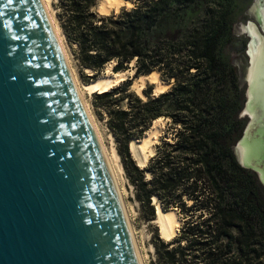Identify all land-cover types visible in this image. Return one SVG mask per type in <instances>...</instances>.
Wrapping results in <instances>:
<instances>
[{
  "label": "trees",
  "instance_id": "trees-1",
  "mask_svg": "<svg viewBox=\"0 0 264 264\" xmlns=\"http://www.w3.org/2000/svg\"><path fill=\"white\" fill-rule=\"evenodd\" d=\"M129 1L130 8L101 14L99 0H58V15L82 68L98 72L115 60L119 72L135 61L136 75L156 70L174 79L145 98L129 91L130 80L95 94L135 198L151 217L154 196L183 215L172 243L159 238L161 264H264V188L234 151L246 123L245 88L228 56L232 3ZM161 118L170 119L172 137L162 136L140 167L129 144Z\"/></svg>",
  "mask_w": 264,
  "mask_h": 264
},
{
  "label": "water",
  "instance_id": "water-1",
  "mask_svg": "<svg viewBox=\"0 0 264 264\" xmlns=\"http://www.w3.org/2000/svg\"><path fill=\"white\" fill-rule=\"evenodd\" d=\"M252 42L240 113L248 121L234 151L264 188V172L248 164L243 146ZM0 264H140L42 0H0Z\"/></svg>",
  "mask_w": 264,
  "mask_h": 264
},
{
  "label": "bare ground",
  "instance_id": "bare-ground-1",
  "mask_svg": "<svg viewBox=\"0 0 264 264\" xmlns=\"http://www.w3.org/2000/svg\"><path fill=\"white\" fill-rule=\"evenodd\" d=\"M42 1L53 23L56 34L59 38L64 55L68 62V66L70 68V72L75 84V88L89 116V119L93 125V128L97 134L101 147L104 151V154L110 166L116 187L118 189L122 204L124 206V211L128 220V224L130 227V232L132 235V240L138 260L140 264H145L144 259L142 257V253L138 245L137 237L135 235V231H134L135 227L132 225L129 211L126 207L123 190L118 181V176H117L118 170L122 171V167L117 162L119 156L116 152V149H113L111 155L106 150L101 134L98 130V126L96 124V119L92 112L91 105L86 97V93L93 94L95 92L101 93L110 90L116 84L120 83L123 80H126L128 72L127 71L112 72L110 68L113 67V65L115 64V61H112L106 65V73H104L103 75L99 76L97 79H94L88 83L80 84V79L78 78L76 72L71 67L70 59L64 44V38L61 33L60 27L54 18L53 15L54 12L53 13L51 12L52 10L50 8L51 0H42ZM124 4L132 5V2L129 0H100V3L98 5V10L101 14H109L112 9H116V11H118L121 8V6H123ZM249 26H250L249 31L253 35V42L249 48L252 64L248 73V78L250 81V100H249L248 111L252 116V123L247 131V135L244 139L243 146L245 150L244 153L247 158L246 160L249 161L248 164L264 172V35L261 34V31L254 23L251 22ZM87 70L90 71V69ZM134 70H132V72H134ZM146 79H149L150 81H154L157 83L155 92L158 93L164 91L163 88L165 86L164 85L165 83H163V80L160 79L159 72L155 70L148 75H142L141 77H139L141 83L136 82L134 84L136 85L134 86L136 87V92L139 95L145 97L142 91L145 86ZM162 120H163L162 118L156 120L154 122V125L148 130V132L144 135L143 138L138 140L135 139L130 142L131 150L135 154V156H136V151L137 150L140 151L142 160L138 161L139 165H144L145 163H147L150 157L153 156V154H155L154 144L158 141L157 139L160 133L159 124ZM117 164L119 166L118 169L115 166ZM153 198L156 207L155 221L160 227V232L162 234L163 239L169 241L178 234V230L182 222L178 215L177 209L173 208L170 210H164L161 204L159 203L160 201H158L157 197L154 196Z\"/></svg>",
  "mask_w": 264,
  "mask_h": 264
},
{
  "label": "rangeland",
  "instance_id": "rangeland-1",
  "mask_svg": "<svg viewBox=\"0 0 264 264\" xmlns=\"http://www.w3.org/2000/svg\"><path fill=\"white\" fill-rule=\"evenodd\" d=\"M220 1H224V0H220ZM229 1H230V3H232L235 23H234V30H233V42L229 46L228 56H229L230 60L233 62V64L238 69L241 86H243L246 89V83L243 81V78L247 72L248 65H249L248 45L250 44V42L253 41V35L250 33L249 28L247 26H248L249 22H252L259 28L261 33H264V0H229ZM99 3H100V0L98 2V5H99ZM98 5L96 6V10L99 12ZM133 5H134V3H132V5H130V7H132ZM128 6H129L128 4H124L123 6H121V8L118 11H116V9H112L109 14H111L114 11L120 12L122 7H128ZM130 7H128V8H130ZM50 8L52 9V10L50 9L51 12L52 13L54 12L53 13L54 18L60 27L61 33H62L63 38H64V44L66 47V51H67L69 59H70L71 67L73 68V70L76 72L78 78L80 79V84L88 83L94 79H97L99 76L103 75L104 73H106V66H105V68H103L102 70H100L98 72H96L92 69H90V71H88L86 68L85 69L82 68V66L80 65V62L77 59L76 54L74 52L75 46L71 45L67 41L66 35L63 32V29L61 26V21H60L59 15H58L60 12V7L58 6V0H51ZM251 35H252V37H251ZM116 64H117V61H115V64L113 65V67L110 68V70L112 72H114V66ZM134 66H135V61L129 63L128 69L123 70V71L128 72L126 80H130V82H131V84L129 86V91L136 92V87H134L136 85H134V84L136 82L141 83V81L139 80V77H141L142 75H148V74L136 75V68ZM132 70H134V72H132ZM159 77H160V79L163 80V83H165L164 84L165 86L163 88L164 91L169 90L173 86L174 79L166 80V79L162 78L160 72H159ZM123 81H125V80H123ZM123 81L116 84L110 90H113L114 88H116L117 86L122 84ZM156 86H157L156 82L150 81L149 79H146L145 80V86L143 88L142 93L145 95V91L150 89V87L153 91V94H155V95L159 94L161 92H164V91H161L158 93L155 92ZM96 93H98V92H95L93 94L86 93V97H87V99L91 105V109H92V112L95 116L96 124L98 126V130L101 134V137H102L103 143L106 147V150L111 155L113 152V149H116V152L119 156L117 162L122 167V171L118 170V173H117L118 181H119L120 186L122 187V190H123L126 207L129 211V215H130L132 225L135 227L134 231H135V235L137 237V241H138L140 251L142 253V257L144 259V263L145 264H161V262L159 260L160 254H159V251L157 249V246L159 244V238L161 240H164V239H163L162 234L160 232V227L157 224V222L155 221V217H156L155 202L153 200V202H154L153 203L154 204V209H153L154 216L151 217L149 215V213L151 211L148 208L143 207L140 204V202L135 198L133 186L128 182V179L125 175V171L123 168L121 157H120L118 150H117V142L115 141V137L113 136V134L109 131V128L107 125V114H106L104 108L102 107L101 103L96 100V98H95ZM141 97H143V96H141ZM145 97H143V98H145ZM162 119L163 120L159 124L160 133L158 135V139H157L158 141L154 144L155 153L157 150L156 146H157V144L161 143L162 136H164L165 134H168L167 136L169 139L172 137V132L168 130L170 127V124H169L170 119L169 118H167V119L162 118ZM243 119H244L245 123H247L248 117L247 116L243 117ZM136 140H138V139H136ZM129 150L131 152L132 157L134 158V160L138 164V161L142 160L140 151L137 150L136 156H135V154L132 152V150L130 148V144H129ZM148 161L144 165H140V166H146L148 164ZM115 166L117 169L119 168L118 164ZM148 176H149V174H148ZM176 209H177L178 215L180 217V220L182 222L181 223V226H182L183 215L179 212L178 208H176ZM181 226H180V228H181ZM180 228L178 230V234H179ZM174 238L169 240V241L168 240H164V241L172 243Z\"/></svg>",
  "mask_w": 264,
  "mask_h": 264
},
{
  "label": "snow or ice",
  "instance_id": "snow-or-ice-1",
  "mask_svg": "<svg viewBox=\"0 0 264 264\" xmlns=\"http://www.w3.org/2000/svg\"><path fill=\"white\" fill-rule=\"evenodd\" d=\"M9 2H11V0H9ZM130 6V5H129Z\"/></svg>",
  "mask_w": 264,
  "mask_h": 264
}]
</instances>
